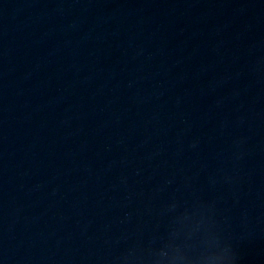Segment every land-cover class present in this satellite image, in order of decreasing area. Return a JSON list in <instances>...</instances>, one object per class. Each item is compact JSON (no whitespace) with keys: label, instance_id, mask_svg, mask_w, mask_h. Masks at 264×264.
Wrapping results in <instances>:
<instances>
[{"label":"water","instance_id":"obj_1","mask_svg":"<svg viewBox=\"0 0 264 264\" xmlns=\"http://www.w3.org/2000/svg\"><path fill=\"white\" fill-rule=\"evenodd\" d=\"M0 264H264V0H0Z\"/></svg>","mask_w":264,"mask_h":264}]
</instances>
